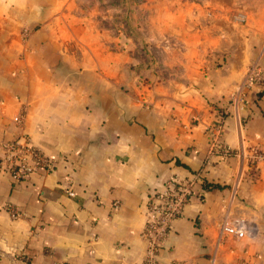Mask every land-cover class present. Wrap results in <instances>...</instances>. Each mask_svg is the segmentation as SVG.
I'll return each mask as SVG.
<instances>
[{"label": "crops", "instance_id": "1", "mask_svg": "<svg viewBox=\"0 0 264 264\" xmlns=\"http://www.w3.org/2000/svg\"><path fill=\"white\" fill-rule=\"evenodd\" d=\"M63 3L0 0V157L18 140L52 160L24 182L0 175V264H139L149 195L172 176L194 184L159 264H264V160L247 159L264 154V35L178 17L141 56L134 31L77 25ZM214 137L238 155H210ZM224 216L247 236L221 237Z\"/></svg>", "mask_w": 264, "mask_h": 264}, {"label": "rangeland", "instance_id": "2", "mask_svg": "<svg viewBox=\"0 0 264 264\" xmlns=\"http://www.w3.org/2000/svg\"><path fill=\"white\" fill-rule=\"evenodd\" d=\"M63 11H68L77 25L102 29L108 36L121 32L126 39V31H134L137 52L142 56L149 39H159L165 23L174 26L184 18L187 26L193 25L205 35L223 32L232 41L239 40L244 33L254 39L259 33L264 35V0H63ZM179 17V18H178ZM70 20V19H69ZM185 25V26H186ZM241 31V32H240ZM244 32V33H243ZM95 35L96 33L93 32ZM90 33L75 35L77 44L73 49L86 53L85 46L91 45ZM64 41L68 40L69 35ZM71 37V35H70ZM134 38V37H132ZM86 42L88 43L86 45ZM82 45V46H80ZM73 50V51H75Z\"/></svg>", "mask_w": 264, "mask_h": 264}, {"label": "built area", "instance_id": "3", "mask_svg": "<svg viewBox=\"0 0 264 264\" xmlns=\"http://www.w3.org/2000/svg\"><path fill=\"white\" fill-rule=\"evenodd\" d=\"M260 75L257 63L251 64L245 74L244 80L239 87H247L256 81ZM237 96L239 92H237ZM22 117L17 119L20 124ZM220 132V127L215 129ZM210 155L234 156L238 155L221 146L218 137L212 139ZM243 156V154H240ZM248 162L253 165L264 160V154L256 149H251L247 157ZM52 167V160L44 156L37 148L21 143L18 140L5 144L0 157V175H6L14 183L26 181L32 174L47 173ZM193 181H181L176 176L167 178L163 183V189L149 195L146 210V223L142 232L145 242L144 257L139 264H159L158 253L170 232L171 224L180 215L183 207L192 195ZM73 196L72 193H69ZM248 234L246 223L239 217L224 216L220 226V236L241 240ZM172 264H187L175 262Z\"/></svg>", "mask_w": 264, "mask_h": 264}]
</instances>
